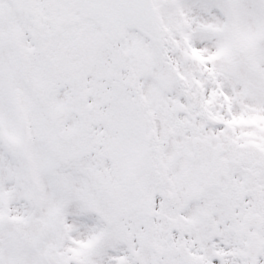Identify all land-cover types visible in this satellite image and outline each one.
Masks as SVG:
<instances>
[{
    "label": "snow or ice",
    "instance_id": "snow-or-ice-1",
    "mask_svg": "<svg viewBox=\"0 0 264 264\" xmlns=\"http://www.w3.org/2000/svg\"><path fill=\"white\" fill-rule=\"evenodd\" d=\"M0 264H264V0H0Z\"/></svg>",
    "mask_w": 264,
    "mask_h": 264
}]
</instances>
